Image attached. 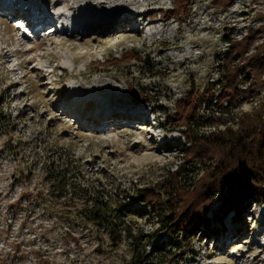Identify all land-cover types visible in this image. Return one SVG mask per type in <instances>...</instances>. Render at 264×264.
Masks as SVG:
<instances>
[{"label":"rangeland","instance_id":"1","mask_svg":"<svg viewBox=\"0 0 264 264\" xmlns=\"http://www.w3.org/2000/svg\"><path fill=\"white\" fill-rule=\"evenodd\" d=\"M33 1L18 0L15 8ZM47 3L50 15L53 9ZM171 3L158 0L152 6L156 10L148 18L155 21L152 25L128 13L130 25L120 29L106 31L104 27L79 33L44 30L32 39L14 25L12 14H7L15 8H1L0 99L10 118L4 130L11 133L0 131V264H120L122 257L128 256L124 243L108 251L110 257L94 252L89 232H81L76 223L75 232L84 235L81 249L72 243L65 247L61 243L64 222L48 219L40 206L28 205L26 200L16 209L10 207L28 188L20 176L21 168H32L35 175L31 181L35 180L42 163L64 162L68 147L91 176L95 168H101L114 180L125 203L136 210L133 223L137 231L150 237L151 245L167 239L158 227L165 211L144 207L134 197L136 187L161 180L185 157L179 152L184 141L181 130H169L165 115L173 111L174 101L191 84L202 91L210 81L220 78L227 40H238L251 31L252 49L263 38L260 26L264 24V0H232L226 9L212 0H191L187 17L169 15L164 20ZM72 37L82 40L75 42ZM128 49L146 57L148 73L134 61L115 60ZM129 82L143 88L146 100L139 98L138 89L130 91ZM102 84L106 85L108 106L116 110L132 107V112L138 110L146 121L148 111H156L161 128L142 123L140 115L134 121L122 119L127 114L121 113L117 119L111 118L115 110L103 116L101 106L71 98L74 89L83 93ZM261 94L251 90L228 116L224 114L221 123L202 130L231 123L232 117L237 119L255 107ZM202 114L205 118L207 111ZM9 138L16 142L14 154L8 149ZM189 167L195 169L197 165ZM53 199L59 201L58 197ZM220 203L221 197L215 196L206 223L190 232V249L181 243L171 249L173 264H264V200L247 196L238 215L235 207L223 214V226L214 217L221 212Z\"/></svg>","mask_w":264,"mask_h":264},{"label":"trees","instance_id":"2","mask_svg":"<svg viewBox=\"0 0 264 264\" xmlns=\"http://www.w3.org/2000/svg\"><path fill=\"white\" fill-rule=\"evenodd\" d=\"M231 1L212 0L223 9L228 8ZM190 11L191 0H172L164 16L182 19ZM260 27L263 38L252 49L251 31L238 40H227L229 46L220 78L210 81L202 91L191 84L174 101L173 111L165 115L169 130H181L184 141L179 152L185 157L161 180L136 187L134 197L144 207L165 211L158 227L167 239L153 241L151 245V238L137 231L133 223L136 210L125 203L114 180L101 168H95L91 176L82 168L81 158H74L71 147L67 148L68 156L61 164L42 163L35 180L31 181L35 175L32 168H21L20 176L26 179L28 188L9 204L10 207L16 209L26 200L28 205L40 206L41 213L48 219L64 222L61 243L65 247L72 243L80 248L81 237H84L81 232L87 230L96 253L110 257L107 252L120 244L128 247V256L122 257L120 264H173L171 249L179 243L189 248L188 236L206 223L215 196L221 197V212L214 217L222 226L223 214L235 207L238 215V208L247 196L264 200V24ZM120 59L139 63L149 72L148 61L139 52L124 50L115 60ZM242 85L245 86L242 88ZM128 87L132 92L138 89L139 98L146 100L143 88H136L131 82ZM251 90L262 92L255 107L240 113L237 119L232 117L231 123L222 128L202 130L210 124L221 123L224 114L228 116L229 110L240 99L247 98ZM208 102L211 106L206 108ZM203 110L207 111L205 118ZM9 123V115L0 99L2 133L10 135V129L4 130ZM9 139L8 149L14 154L16 142ZM56 156L61 158L60 154ZM191 164L197 167L190 168ZM114 185L116 188H112ZM56 197L59 201L53 199ZM237 219L242 223L241 217ZM75 223L80 224L81 232H75Z\"/></svg>","mask_w":264,"mask_h":264},{"label":"bare ground","instance_id":"3","mask_svg":"<svg viewBox=\"0 0 264 264\" xmlns=\"http://www.w3.org/2000/svg\"><path fill=\"white\" fill-rule=\"evenodd\" d=\"M18 0H2L0 7L5 9L7 6L15 8L16 2ZM29 1V0H22ZM33 1V0H32ZM52 5L54 12L51 21H54L59 26L66 27L67 25H72L73 32H83L84 30H97L99 28L111 30L122 28L125 25H130L128 22L127 14L131 13L133 17L143 18L144 22L148 21L150 15H153L156 10L152 8L154 4H157L158 0H34L33 3L28 4L27 9H31L33 14L31 17L36 19V24L40 27H50L49 20L50 15L46 11L48 3ZM26 3V2H25ZM2 9V10H3ZM16 9V8H15ZM19 11L13 10V13L22 15L20 8ZM161 10L158 9V11ZM168 16H163V19H167ZM155 21H148V25H152ZM52 24V23H51ZM54 25V23L52 24ZM49 26V27H48ZM138 27V26H137ZM136 28L133 26V29ZM54 31V30H53ZM64 29L62 32H67ZM103 31V32H106ZM58 32V31H56ZM101 32V31H100ZM73 41L80 42L82 39L79 37H72ZM106 85L92 86L85 91H80L74 89L71 91V98L74 101L87 100L88 102H93L94 104L101 106L102 115H107L108 112H115L110 116L111 118L117 119V114H127L122 119H129L134 121L140 115L138 110L132 112V107H127L123 109L116 110L108 106L105 96ZM97 110V109H95ZM124 111V112H122ZM121 126L124 124L120 123Z\"/></svg>","mask_w":264,"mask_h":264}]
</instances>
